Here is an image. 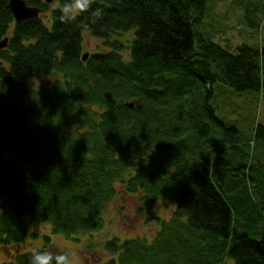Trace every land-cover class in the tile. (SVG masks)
<instances>
[{"label": "trees", "instance_id": "16d2710c", "mask_svg": "<svg viewBox=\"0 0 264 264\" xmlns=\"http://www.w3.org/2000/svg\"><path fill=\"white\" fill-rule=\"evenodd\" d=\"M234 1L257 24L264 0ZM25 2L40 12L15 21L0 0V246L37 234L31 223L73 240L99 230L118 181L174 208L150 211V239H105L104 264H264V124L240 129L212 103L217 84L264 103V41L212 39L207 0H95L70 23L65 0ZM86 33L97 42L82 60ZM41 74L59 78L28 88Z\"/></svg>", "mask_w": 264, "mask_h": 264}, {"label": "rangeland", "instance_id": "374dc122", "mask_svg": "<svg viewBox=\"0 0 264 264\" xmlns=\"http://www.w3.org/2000/svg\"><path fill=\"white\" fill-rule=\"evenodd\" d=\"M56 0H51L55 3ZM244 15L243 2L234 0H207V9L201 19V30L214 34L212 39L233 48L239 42L251 46H260L264 41V13H256L253 18L257 24H249ZM82 51L91 50L97 39L86 33ZM59 78V74H41L28 78V88L38 84L51 82ZM222 91L216 90L218 99L212 103L217 105L216 113L240 129L249 130L257 123L264 124V103L260 91L245 90L232 93L229 87L221 84ZM264 153V140L255 149ZM256 153V152H255ZM115 194L107 203L103 217V226L90 234H80L77 240L65 238L59 233L50 232V224L46 222L29 224L30 230L37 234L28 235L23 242L14 246H0V260L8 259L14 251L21 248L39 249L40 251L63 250L71 264H104L111 257L102 248V242L112 236L119 238L146 236L150 239L158 230V221L150 214L164 219L170 217L174 208L173 201L166 195L158 198L142 199V191L128 192L123 183L114 182ZM47 232L51 246L44 243L41 233Z\"/></svg>", "mask_w": 264, "mask_h": 264}, {"label": "clouds", "instance_id": "9594fccd", "mask_svg": "<svg viewBox=\"0 0 264 264\" xmlns=\"http://www.w3.org/2000/svg\"><path fill=\"white\" fill-rule=\"evenodd\" d=\"M95 0H65L60 8V20L70 23L81 13L87 12ZM29 264H71L68 254H56L53 251H40L34 249L31 252Z\"/></svg>", "mask_w": 264, "mask_h": 264}, {"label": "water", "instance_id": "95a60500", "mask_svg": "<svg viewBox=\"0 0 264 264\" xmlns=\"http://www.w3.org/2000/svg\"><path fill=\"white\" fill-rule=\"evenodd\" d=\"M51 0H45V2H50ZM9 7L12 12L13 19L15 21H19L26 17L37 16L39 11L41 10L40 7L35 5H28L26 4L25 0H8ZM7 42V36L3 37L0 40V48L4 47ZM88 56V52L85 51L81 53L80 57L82 60L86 59ZM128 105L131 107L132 102H129Z\"/></svg>", "mask_w": 264, "mask_h": 264}]
</instances>
